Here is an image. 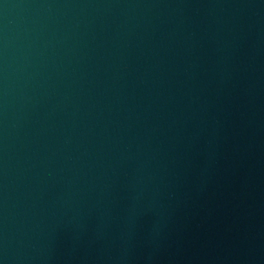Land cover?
Listing matches in <instances>:
<instances>
[{
    "label": "water",
    "instance_id": "95a60500",
    "mask_svg": "<svg viewBox=\"0 0 264 264\" xmlns=\"http://www.w3.org/2000/svg\"><path fill=\"white\" fill-rule=\"evenodd\" d=\"M0 264H264V0H0Z\"/></svg>",
    "mask_w": 264,
    "mask_h": 264
}]
</instances>
